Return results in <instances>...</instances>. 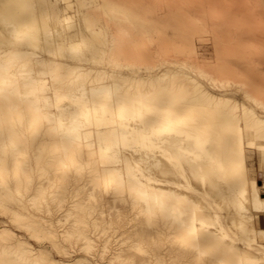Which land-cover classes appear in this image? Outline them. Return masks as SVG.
<instances>
[{
	"label": "bare ground",
	"instance_id": "obj_1",
	"mask_svg": "<svg viewBox=\"0 0 264 264\" xmlns=\"http://www.w3.org/2000/svg\"><path fill=\"white\" fill-rule=\"evenodd\" d=\"M65 1L0 0V236L10 238L0 241V264H41L44 250L23 237L51 222L49 208L34 209L35 195L68 183L62 211L118 223L123 264H147L137 251L158 256L163 245L168 264H264V188L249 163L258 154L255 170H264V97L256 105L249 95L264 59L217 60L210 70L224 79L235 67L229 73L244 75L249 94L239 77L220 78L223 88L208 71L191 75L188 63L140 67L120 49L105 61V46L85 54L94 45L83 35L56 43L37 35L47 17L63 32L89 14L63 15ZM219 64L230 66L226 75ZM88 202L92 210L76 211Z\"/></svg>",
	"mask_w": 264,
	"mask_h": 264
},
{
	"label": "rangeland",
	"instance_id": "obj_2",
	"mask_svg": "<svg viewBox=\"0 0 264 264\" xmlns=\"http://www.w3.org/2000/svg\"><path fill=\"white\" fill-rule=\"evenodd\" d=\"M245 1L247 2L249 10L248 14L250 13L249 16L244 8ZM69 3L71 5H69ZM42 4H45V2ZM66 5H68V11L65 10L66 14H64V12L62 13L65 16L69 15L68 12L73 13L81 11V9H88L89 14L84 17L86 19L81 18L82 20L80 19L77 25L71 24L69 27H63L62 25L61 28L62 31L64 29L63 32L60 30V25L56 23L57 26L55 27L56 24L53 21L51 24V19L47 17V19H43V23L46 20L45 22L48 26L45 25L44 28H46V26L48 28L43 31L42 24L40 25L38 23L37 25H39V27H36L38 31L34 28L33 32L30 33L31 37L33 35L37 37L39 34L38 36L43 35L42 37H46L51 40L52 43H56L55 41L59 40L57 37L58 35L65 41H72L83 35V40L90 39L94 45L91 50L89 48L83 49L85 54L89 56L97 57L99 55L98 48L105 46L108 51L103 55V60H112L117 57V50L120 49L124 52L125 57L130 56L129 54L135 55L139 60V62L136 61L135 64L140 67H154L161 62L168 64V62H172V60L173 62H177L175 64L177 67L184 66V68H186V66L190 64L188 66V72L198 78L203 77H201L199 72L206 73L205 71H208L209 73H207L209 75H212L211 71L216 72L217 66L215 65L217 64L214 61L217 60V62L222 61V64L224 62L226 64L227 61H239L241 58L244 60L264 59L261 58V55H264V42L262 40L264 30H262L261 20L262 0H66L60 3V7ZM62 16L60 15V17ZM52 25H54L55 28H52ZM53 29L55 30L53 31ZM45 30L47 31L45 32ZM55 31H57L56 34L54 33ZM100 31L101 34L98 33ZM59 32L60 34H58ZM92 32H97V39L93 37ZM71 33L75 36L70 37L68 34ZM76 33H78L77 36ZM84 33L87 35H84ZM49 34H52V36ZM86 36L88 37L86 38ZM54 38H56L55 41ZM204 53L211 56L210 61H201L203 59L202 56L205 55ZM252 54L256 57L254 56V58ZM147 55H149V58L146 57ZM258 55L261 57L259 58ZM246 56H248V58H246ZM196 60H198V65L194 67L196 65ZM207 64L210 67H208ZM220 64V67L218 66L219 71L221 68ZM225 64L222 66V68L225 69L221 68L223 71L225 70L223 73L230 68L228 64ZM192 67H194L195 70ZM203 67H206L207 70L205 68V70H202ZM233 69L236 68H230L231 71L229 72H232ZM229 72L227 71V75L229 74L228 76L232 78V80L228 76H224L223 79V76L220 77V74H218L219 79L222 78L225 83L227 82L226 84L232 82L225 81V77L228 78L227 80L230 79L231 81L239 77L238 81L234 80L236 83H239L240 79L244 80V86L242 81H240L242 84L241 91H247L249 94L248 90L250 88L252 92L250 91L251 94L249 95L255 100L259 98V102L256 103V101H253V103L260 105L262 102L261 97H264V92H261L264 87V82L262 81L264 78H262L259 73H256L261 77L257 76L256 78H258V80L251 79L252 84L250 83L251 86H249L247 90L248 86L245 84L248 83L249 85V81L246 82L244 75H239L235 72L236 74L233 75L235 77H232V74ZM255 72H259V70ZM260 73H264V71H260ZM216 74H214L216 77H214V75L212 76L216 78V80H219ZM260 78L262 82L259 81ZM221 80H219L218 83L225 88L227 85H224V82ZM262 100V103H264L263 98ZM257 108L264 109V107L259 108V106ZM256 156L253 158L255 161H252V158L249 161L250 169L254 170L253 175L257 184L261 188H264V170H255L256 164H258L256 161L258 160V154ZM57 168H59V166ZM70 185L69 183L65 184L63 188L57 189L51 196L44 197V194L42 195V199L40 193H38L40 195H35V197L39 199L36 201L33 199L36 203H34L36 207L32 206L34 209L39 206L38 209L41 210L49 208V218L46 219L51 220V222H46L49 223L46 224L44 220V222L42 221L39 223L40 225L38 224L36 226L33 236H28V234L23 235V237L26 238V244L44 250L45 255L43 258L37 259L41 261V264H64L63 261L74 260V258L78 260L75 264H123L120 254L125 243H123L124 240L122 239L123 236H121V227L118 223H112L109 226V223L105 220L104 222L103 218L97 221L93 220L89 215H84L88 210L93 209V202L85 203V206L84 203L80 204V206L78 205L79 207L76 208V211L79 213L83 212V217H77L75 216L76 214H74V216L73 214L69 215L62 211L66 204L65 199L72 188ZM47 191L48 190H46L45 193H47ZM82 205L84 208L81 207ZM82 209L86 211H82ZM76 211L74 213H76ZM5 217L6 215H0V220L6 219ZM77 219L81 220L77 221ZM163 222L164 221L158 222L154 225L159 228L166 227V222ZM78 224H80V226ZM57 228H60V230ZM64 228L65 230H63ZM77 228L78 231H81L76 232ZM83 232L85 234H82ZM9 240V235L0 236V241H3V243ZM145 250L146 248L141 250L142 252L137 251V253L149 260L147 264L169 263L166 245L160 248L158 256L153 250L147 249L146 252ZM156 256L159 257V260L155 259L157 258ZM31 263L35 264L33 262Z\"/></svg>",
	"mask_w": 264,
	"mask_h": 264
},
{
	"label": "crops",
	"instance_id": "obj_3",
	"mask_svg": "<svg viewBox=\"0 0 264 264\" xmlns=\"http://www.w3.org/2000/svg\"><path fill=\"white\" fill-rule=\"evenodd\" d=\"M261 7H262V30H264V0H262V5H261ZM245 11L247 12V15L249 16V14H248V12H249V10H248V7H247V2L245 1ZM262 40H263V42H264V34H263V36H262Z\"/></svg>",
	"mask_w": 264,
	"mask_h": 264
}]
</instances>
